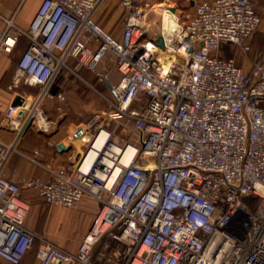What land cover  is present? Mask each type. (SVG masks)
Wrapping results in <instances>:
<instances>
[{
    "label": "built area",
    "instance_id": "1",
    "mask_svg": "<svg viewBox=\"0 0 264 264\" xmlns=\"http://www.w3.org/2000/svg\"><path fill=\"white\" fill-rule=\"evenodd\" d=\"M106 1L43 0L28 28L0 12V49L10 52L27 37L17 79L41 88L9 106L7 126L53 129L43 102L67 100L54 88L72 70L69 58L113 96L99 92L110 109L67 135V163L47 167L43 147L27 155L48 177L4 173L15 147L0 140V257L20 264L34 248L23 198L31 190L47 204L72 208L91 196L100 205L76 252L39 237V264H264V54L248 72L217 54L223 41L250 49L264 19L254 1L187 0L193 9L168 8L176 23L150 38L147 0H117L127 10L121 38L96 19ZM127 146L134 148L129 164Z\"/></svg>",
    "mask_w": 264,
    "mask_h": 264
},
{
    "label": "crops",
    "instance_id": "2",
    "mask_svg": "<svg viewBox=\"0 0 264 264\" xmlns=\"http://www.w3.org/2000/svg\"><path fill=\"white\" fill-rule=\"evenodd\" d=\"M43 0H0V12L11 16L15 14L16 23L22 28H28L35 17L37 10ZM197 2L210 0H195ZM258 13L264 18V0H253ZM153 6L146 11L144 21L146 24L159 25L160 15L157 12V5L165 4L178 12L193 9L192 2L187 0H147ZM127 10L120 6L117 0L104 2L96 12L97 21L115 37L121 38ZM152 20V21H150ZM149 24V25H150ZM27 37H20L12 51L0 49V140L8 145H13L15 150L9 155L3 168L7 175L19 174L34 177H48L46 168L31 161L30 155L35 148L43 147L46 153L42 158L44 165L54 168L67 163L69 150L61 152L58 148L47 145L50 138L67 140V135L75 132L83 123L87 122L91 115L98 110V100H72L74 94L70 93L73 84L68 83L71 76L68 69L62 72L54 89L64 90L67 100L46 99L43 106L50 116L53 129L44 133L36 128L14 129L6 124V111L17 96L37 95L32 93L30 87L23 80L17 79L18 60L28 47ZM250 49L244 50L241 46L231 42H221L217 54L224 59L234 58L244 71L248 72L254 62L264 54V19L257 30L250 38ZM68 63H73L75 69L82 70L85 78L95 79L93 72L79 64L74 58H69ZM74 69V70H75ZM76 71V70H75ZM74 74L80 75L74 71ZM72 73V74H73ZM81 78V77H80ZM33 86V85H32ZM78 91H76L77 93ZM83 93L77 95L82 97ZM76 95V94H75ZM83 98V97H82ZM63 105L60 112L58 105ZM19 113V112H18ZM23 198L30 204V210L25 218V225L30 228L37 237L34 241V248L29 250L23 257L20 264H39L34 249L39 244V237H46L55 243L65 247L69 251H76L86 232L90 229L99 211V202L91 196H84L79 205L68 208L57 204L45 203L34 191L25 190ZM83 223V227L75 233L74 243H67L60 230L69 227L73 223ZM66 227V228H67ZM0 264H11L0 257Z\"/></svg>",
    "mask_w": 264,
    "mask_h": 264
},
{
    "label": "rangeland",
    "instance_id": "3",
    "mask_svg": "<svg viewBox=\"0 0 264 264\" xmlns=\"http://www.w3.org/2000/svg\"><path fill=\"white\" fill-rule=\"evenodd\" d=\"M157 11H159V8L157 6ZM159 25H149L150 26V32L149 34L147 35V37H154L156 34L160 33L161 31V28H160V23H161V19H159ZM76 64H73V63H70L69 66L71 67L72 70H69L71 71L70 74L71 76L69 77L68 79V83H72L73 86L72 88L70 89V93L74 94L72 97V100H98V105H96V107L98 109H104L106 111H108L110 109V105L108 102H106L102 96L100 95L99 92H106L108 96L110 97H113L112 94L109 92V89H108V84L103 82V81H100L98 79V76L94 74V77L95 79H92V80H89L85 77V74L82 73V70H77L75 69ZM77 71V73L80 75L77 76L76 74H74L72 71L76 72L75 70ZM73 73V74H72ZM26 86H29L30 87V91L32 93H36V92H40L41 91V88L37 85H26ZM76 91H78V95H80V93H83L82 94V97L78 96ZM76 94V95H75ZM30 100H32V96H30ZM94 115V113L91 115V117ZM91 119V118H90ZM113 128V126H112ZM118 132H121L123 131V128H118L117 129ZM31 155V154H30ZM67 227V226H66ZM64 227V229L62 228L60 230V234L63 236V238L65 239V241L69 244L71 243H74L75 241V233L78 232L82 227H83V223L82 222H78V223H73L72 225H70L69 227ZM65 248V247H64ZM77 251V250H76ZM74 251V252H76Z\"/></svg>",
    "mask_w": 264,
    "mask_h": 264
},
{
    "label": "bare ground",
    "instance_id": "4",
    "mask_svg": "<svg viewBox=\"0 0 264 264\" xmlns=\"http://www.w3.org/2000/svg\"><path fill=\"white\" fill-rule=\"evenodd\" d=\"M159 8L158 14L160 15L161 18V23H160V28H164V27H171L173 26L176 21L175 18H173L170 13L168 12V5L165 4H161V5H157ZM152 21V20H150ZM150 24V23H149ZM107 138V133L105 131H101L100 134L98 135V137L95 140L94 145L97 148H102L105 145V141ZM113 148L116 151H119L118 146H113ZM134 153V148L131 146H127V148L125 149L123 156H122V161L125 162L126 164H129L131 161V156ZM96 156V152L94 150H91L88 154V156L86 157V160L83 163V169L87 170L90 166V163L92 162V160L95 158ZM118 169L115 170V172L113 173V175L109 178V184L113 181L115 175L117 174ZM101 175L104 176V174L100 173Z\"/></svg>",
    "mask_w": 264,
    "mask_h": 264
},
{
    "label": "water",
    "instance_id": "5",
    "mask_svg": "<svg viewBox=\"0 0 264 264\" xmlns=\"http://www.w3.org/2000/svg\"><path fill=\"white\" fill-rule=\"evenodd\" d=\"M158 43L160 45H164V39L163 37H160L158 39ZM22 103V96H17L13 102V106H18ZM20 115H22V112H20ZM71 148V144L69 141H63L61 142L59 145H58V150L61 151V152H64V151H68L69 149Z\"/></svg>",
    "mask_w": 264,
    "mask_h": 264
}]
</instances>
